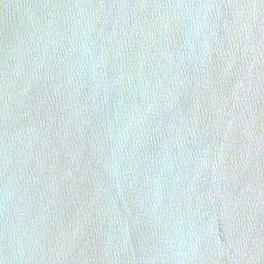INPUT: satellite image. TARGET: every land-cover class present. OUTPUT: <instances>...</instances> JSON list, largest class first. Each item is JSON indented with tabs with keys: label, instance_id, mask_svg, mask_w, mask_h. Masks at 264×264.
<instances>
[{
	"label": "water",
	"instance_id": "1",
	"mask_svg": "<svg viewBox=\"0 0 264 264\" xmlns=\"http://www.w3.org/2000/svg\"><path fill=\"white\" fill-rule=\"evenodd\" d=\"M0 264H264V0H0Z\"/></svg>",
	"mask_w": 264,
	"mask_h": 264
}]
</instances>
